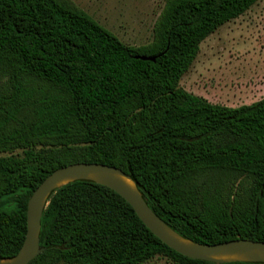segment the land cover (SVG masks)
I'll return each mask as SVG.
<instances>
[{
    "label": "trees",
    "instance_id": "1",
    "mask_svg": "<svg viewBox=\"0 0 264 264\" xmlns=\"http://www.w3.org/2000/svg\"><path fill=\"white\" fill-rule=\"evenodd\" d=\"M259 1L166 0L152 41L131 46L72 0H0V259L23 246L35 190L76 163L122 169L186 238L264 242V98L234 108L180 83L201 44ZM40 239L29 264H214L90 181L52 194Z\"/></svg>",
    "mask_w": 264,
    "mask_h": 264
},
{
    "label": "rangeland",
    "instance_id": "2",
    "mask_svg": "<svg viewBox=\"0 0 264 264\" xmlns=\"http://www.w3.org/2000/svg\"><path fill=\"white\" fill-rule=\"evenodd\" d=\"M72 1L125 44L141 46L152 41L166 0ZM180 83L188 92L234 108L264 98V0L210 35ZM145 264L175 263L156 257Z\"/></svg>",
    "mask_w": 264,
    "mask_h": 264
},
{
    "label": "water",
    "instance_id": "3",
    "mask_svg": "<svg viewBox=\"0 0 264 264\" xmlns=\"http://www.w3.org/2000/svg\"><path fill=\"white\" fill-rule=\"evenodd\" d=\"M155 61V57L139 56ZM90 181L105 186L131 205L145 226L164 244L193 260L228 264L236 262L264 263V242L233 240L223 244L198 243L182 236L160 218L148 205L138 183L122 169L101 163H76L56 170L35 190L28 202L27 235L14 257L0 259V264H29L45 248L41 247L42 218L52 194L63 186Z\"/></svg>",
    "mask_w": 264,
    "mask_h": 264
},
{
    "label": "crops",
    "instance_id": "4",
    "mask_svg": "<svg viewBox=\"0 0 264 264\" xmlns=\"http://www.w3.org/2000/svg\"><path fill=\"white\" fill-rule=\"evenodd\" d=\"M261 86L264 85L263 83L260 84Z\"/></svg>",
    "mask_w": 264,
    "mask_h": 264
}]
</instances>
